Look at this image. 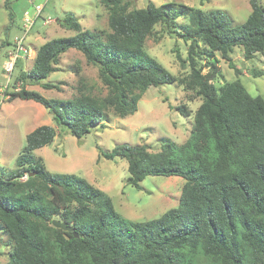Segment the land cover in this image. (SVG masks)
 Listing matches in <instances>:
<instances>
[{
	"label": "trees",
	"instance_id": "obj_1",
	"mask_svg": "<svg viewBox=\"0 0 264 264\" xmlns=\"http://www.w3.org/2000/svg\"><path fill=\"white\" fill-rule=\"evenodd\" d=\"M101 3L109 10L111 31L84 29L67 12L60 20L77 33L43 43L32 68L15 77L23 87L9 99L41 103L57 127L82 139L111 110L119 117L137 112L151 86L177 83L195 90L202 103L184 143L162 138L157 151L145 143L117 144L109 151L99 147L100 158L127 160L128 183L137 188L149 175L183 177L180 204L156 218L126 219L108 193L76 173L50 171L34 154L57 136L56 126L41 125L28 133L18 169L0 176V228L11 248L4 264H264V98L252 95L240 78L221 86L214 82L217 52L238 74L231 58L236 47L247 60L264 53L262 0H250L252 12L238 25L221 9L152 1L146 7H132L131 0ZM180 16L188 21L178 24ZM158 24L188 44L186 58L177 52L181 64L191 69L187 77L170 72L147 51L146 41ZM72 48L98 67L108 89L105 96L80 89L68 99L48 98L26 88L28 81L49 78ZM44 87L58 86L45 82ZM179 110L190 115L184 106ZM54 220L73 230L54 226Z\"/></svg>",
	"mask_w": 264,
	"mask_h": 264
},
{
	"label": "rangeland",
	"instance_id": "obj_2",
	"mask_svg": "<svg viewBox=\"0 0 264 264\" xmlns=\"http://www.w3.org/2000/svg\"><path fill=\"white\" fill-rule=\"evenodd\" d=\"M150 1L157 5L184 4L206 11L221 9L232 25L243 23L252 12L250 0H131L132 7H146ZM5 2L0 0V176L9 175L18 169L17 161L25 149L28 133L44 124L56 126L52 114L41 103L21 98L10 100L9 97L23 87V82H16L15 77L21 71L32 68L36 53L43 43L55 37L77 33L65 28L60 18L67 12H73L84 29L103 33L111 31L109 10L101 0H10L9 6ZM262 4L264 6V0ZM38 6H42L43 10L27 40L32 54L20 59L19 65L17 63L9 75L4 70L7 53L13 47L15 37L23 33L21 25L25 13L33 17L37 14ZM187 21L183 16L177 19L178 24ZM146 48L170 72L181 78L190 74L189 65L184 67L177 58V52L183 58L187 57L188 44L178 34L170 33L163 24L155 27L146 41ZM215 57L219 66L214 79L217 86L240 78L252 95L264 98V53L247 60L242 48L236 47L231 58L240 74L220 53L217 52ZM202 62L205 64L206 60ZM57 66L59 69L49 78L43 82L28 81L26 88L39 91L48 98L59 99L71 98L80 89L99 96L108 93L98 67L89 63L81 51L69 49L61 56ZM204 71L207 72L208 68ZM45 82L58 87L45 88ZM201 103L202 98L195 90L184 89L180 84L151 86L143 94L138 111L134 114L119 117L111 110L104 123L93 126L91 132L82 139L72 135L67 128L56 126L57 136L53 143L37 149L34 154L44 159L50 171L76 173L108 193L115 208L126 219L144 221L156 218L180 204L185 179L179 175H149L137 188L128 183L127 160L121 157L114 160L100 158L99 147L109 151L117 144L145 143L157 151L162 138H171L182 144L189 137L194 114ZM183 106L189 111V116L180 112L179 108ZM8 240V234L0 228V264L10 260Z\"/></svg>",
	"mask_w": 264,
	"mask_h": 264
},
{
	"label": "built area",
	"instance_id": "obj_3",
	"mask_svg": "<svg viewBox=\"0 0 264 264\" xmlns=\"http://www.w3.org/2000/svg\"><path fill=\"white\" fill-rule=\"evenodd\" d=\"M42 6L37 7V14L33 17L29 13H25L23 20L24 23L21 25L23 33L17 35L14 39L13 47L7 53V59L4 64V70L10 75L15 70L17 63L20 59L28 58L32 54L31 47L27 42L28 36L34 27L36 19L41 16ZM47 20V19H46ZM50 21V18L47 20Z\"/></svg>",
	"mask_w": 264,
	"mask_h": 264
},
{
	"label": "water",
	"instance_id": "obj_4",
	"mask_svg": "<svg viewBox=\"0 0 264 264\" xmlns=\"http://www.w3.org/2000/svg\"><path fill=\"white\" fill-rule=\"evenodd\" d=\"M35 174H36V172H30L29 176H33ZM53 225L58 227V228H62L64 230H66V231H72L73 230L72 226H69V225L65 224L64 222H62L60 220H54L53 221ZM76 236H78V233H76Z\"/></svg>",
	"mask_w": 264,
	"mask_h": 264
}]
</instances>
